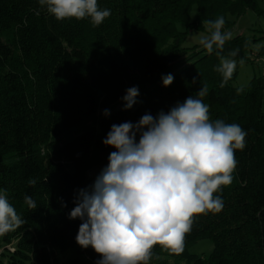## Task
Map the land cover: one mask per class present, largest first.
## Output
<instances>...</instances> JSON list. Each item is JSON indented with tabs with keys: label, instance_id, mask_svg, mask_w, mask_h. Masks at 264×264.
<instances>
[{
	"label": "trees",
	"instance_id": "16d2710c",
	"mask_svg": "<svg viewBox=\"0 0 264 264\" xmlns=\"http://www.w3.org/2000/svg\"><path fill=\"white\" fill-rule=\"evenodd\" d=\"M97 4L111 14L94 26L89 17L57 20L38 0H0V192L24 221L0 236V264H85L79 256L63 259L70 250L97 264L101 255L76 242L82 221L69 217L79 190L94 184L93 169L107 167L116 151L103 140L113 124L135 125L190 96L208 106L210 122L239 125L245 147L235 150L231 184L214 194L223 208L195 215L183 251L156 245L148 264H172L168 257L176 259L173 264H264V77L238 87L235 75L224 83L216 70L223 57L255 61L251 52L264 53V44L255 50L237 34L211 53L183 46L203 20L223 16L224 32L247 10L264 15V8L258 0ZM179 22L186 30L178 29ZM168 74L174 79L165 87ZM134 86L137 103L125 110L122 97ZM204 86L207 94L200 97ZM139 138L137 133V143ZM25 196L36 202L34 210ZM201 239L214 244L210 254L190 252Z\"/></svg>",
	"mask_w": 264,
	"mask_h": 264
},
{
	"label": "clouds",
	"instance_id": "9594fccd",
	"mask_svg": "<svg viewBox=\"0 0 264 264\" xmlns=\"http://www.w3.org/2000/svg\"><path fill=\"white\" fill-rule=\"evenodd\" d=\"M38 3L57 20L89 17L94 26L111 14L100 10L97 0ZM224 24L223 16L205 22L210 35L201 37L199 43L208 53L214 46L222 49L232 38L230 32H222ZM235 66L234 60L221 58L216 70L222 73L224 83ZM173 79L171 74L162 77L163 85H171ZM242 90L238 88L237 93ZM207 91V86L202 87L198 96ZM138 95L135 86L126 90L122 97L125 110L137 103ZM245 136L237 124L220 119L210 122L208 106L191 96L167 113L143 115L135 125L113 124L103 144L116 151L110 153L108 166L91 189L79 190L70 212V219L82 221L76 242L101 255L97 264H148L156 245L181 253L194 216L223 208L222 199L214 194L231 184L235 150L245 147ZM28 183L35 186L36 180L30 178ZM24 202L29 209L37 207L31 196H25ZM23 223L6 194L0 192V236Z\"/></svg>",
	"mask_w": 264,
	"mask_h": 264
},
{
	"label": "rangeland",
	"instance_id": "374dc122",
	"mask_svg": "<svg viewBox=\"0 0 264 264\" xmlns=\"http://www.w3.org/2000/svg\"><path fill=\"white\" fill-rule=\"evenodd\" d=\"M261 6L263 5L261 4ZM197 19H198L197 5L192 4L190 9V20L195 21ZM205 22L206 21L203 20L201 22L203 26L199 28H193L188 32L187 37L183 42V46L185 47L197 46L198 49L203 48V46L200 45L199 40L203 36L210 35L205 25ZM177 27L181 31L186 30V24L183 22L177 23ZM224 32L225 33L230 32L232 36L237 34L246 36L248 39H250L253 42L252 48L257 50L261 48V46L264 44V38H262V35H264V15H259L257 12L253 10H247L244 14H242L240 17L236 19V22L234 24L225 28ZM250 55L252 56V52ZM223 58L234 60L236 62L235 70L232 74L235 75L233 81L235 86L238 87L247 86L254 77H264V53L260 54V59L258 60H256L252 56V58H254L255 61H252L251 57L248 60L234 59L232 57H223ZM104 168H106L105 165H99L98 167H95L91 172V176L99 175ZM213 249H214V244L210 239H201L190 247V252L199 255H208L213 251ZM77 256L81 257L85 264H94L88 257L84 255H78L72 250L68 251V253H66L63 256V259L67 257H77ZM167 260L172 264L176 262V259L174 257H168Z\"/></svg>",
	"mask_w": 264,
	"mask_h": 264
},
{
	"label": "built area",
	"instance_id": "2783aa9c",
	"mask_svg": "<svg viewBox=\"0 0 264 264\" xmlns=\"http://www.w3.org/2000/svg\"><path fill=\"white\" fill-rule=\"evenodd\" d=\"M252 56H253L256 60L260 59V55L257 53V51H253V52H252Z\"/></svg>",
	"mask_w": 264,
	"mask_h": 264
},
{
	"label": "crops",
	"instance_id": "0c3cea01",
	"mask_svg": "<svg viewBox=\"0 0 264 264\" xmlns=\"http://www.w3.org/2000/svg\"><path fill=\"white\" fill-rule=\"evenodd\" d=\"M258 2H259V4H260V6H261V4L263 5V6H261L262 8H264V0H258ZM262 2V3H261Z\"/></svg>",
	"mask_w": 264,
	"mask_h": 264
}]
</instances>
